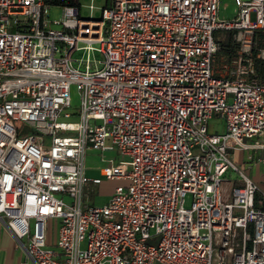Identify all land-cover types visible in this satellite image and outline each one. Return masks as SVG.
Masks as SVG:
<instances>
[{"label":"built area","instance_id":"obj_1","mask_svg":"<svg viewBox=\"0 0 264 264\" xmlns=\"http://www.w3.org/2000/svg\"><path fill=\"white\" fill-rule=\"evenodd\" d=\"M236 1L231 19L221 0H112L100 18L64 6L52 20L45 0H0V219L35 264H264V192L232 157L264 165V0ZM221 29L244 43L227 75ZM91 149L123 158L91 177ZM104 180L123 182L88 205Z\"/></svg>","mask_w":264,"mask_h":264},{"label":"rangeland","instance_id":"obj_2","mask_svg":"<svg viewBox=\"0 0 264 264\" xmlns=\"http://www.w3.org/2000/svg\"><path fill=\"white\" fill-rule=\"evenodd\" d=\"M81 4L80 13L81 16L84 18H100L103 15V9L106 6L107 0H79ZM93 5V8L91 7ZM238 10V5L236 0H221V7H220V17L222 19H231L235 16ZM63 17V8L61 6H52L50 9V18L52 20H58ZM53 28L59 29L61 28L60 25L53 24ZM218 35H223L222 31L218 32ZM241 46L244 47V43L242 41ZM255 44V41H253ZM88 50H81L74 53V58H83V60H86L88 57ZM90 57L92 59H101V53L98 50H92L90 51ZM262 54L264 55V50L262 51ZM78 65V63H76ZM216 66L219 67L220 71L223 72V74H228L230 70V65L227 67L221 66L216 63ZM217 75H220L219 72H217ZM81 104V94L79 89L77 88V85H73L72 87V105L71 107H68L67 110L71 113L76 112ZM67 121H78V116L76 114H73L71 117L63 118ZM16 125L18 128L21 129V135H26L30 132H32V128L29 124L24 123L23 121H16ZM224 121L220 118L214 117V119L210 123V129L212 132H215L217 130H224ZM122 155L118 151H105L102 150H89L88 154L86 156L87 164L90 165L95 171L101 170L102 167L110 166L111 164H115L122 159ZM237 173L236 172H229L228 178L231 181L237 180ZM122 180H105L101 184L98 185H92L89 189L86 188L84 192V200L88 205H103L106 202H108L110 194L112 195L115 187L122 183ZM191 196L189 195L187 197V204L190 203ZM60 225V221L55 219L52 222V237L55 241L58 236V227ZM155 264H161V263H155Z\"/></svg>","mask_w":264,"mask_h":264},{"label":"crops","instance_id":"obj_3","mask_svg":"<svg viewBox=\"0 0 264 264\" xmlns=\"http://www.w3.org/2000/svg\"><path fill=\"white\" fill-rule=\"evenodd\" d=\"M260 32L264 33V31L261 30L257 33V35ZM258 37L259 36H257V38ZM214 65L216 73L219 72L220 74H223V72L220 71L219 67L216 66V57L214 60ZM228 65H230V63H224L221 66L227 67ZM214 117L220 118L224 121V119L219 115H216ZM214 117L212 118V120L214 119ZM224 130L217 131L222 132ZM257 152L258 151L256 150H236L233 151L232 157L238 164L244 166L246 173L249 174L260 185L262 192H264V165L262 163H254L249 159L250 153L255 155ZM103 169L104 167H102L101 170L97 172L90 165H88L86 161V173L91 177L102 176ZM234 182L240 183V179L238 176L237 180ZM22 261H27L28 264H35V262L28 256L25 246L19 243L13 233L6 227L4 222L0 219V264H21Z\"/></svg>","mask_w":264,"mask_h":264},{"label":"trees","instance_id":"obj_4","mask_svg":"<svg viewBox=\"0 0 264 264\" xmlns=\"http://www.w3.org/2000/svg\"><path fill=\"white\" fill-rule=\"evenodd\" d=\"M45 2L51 6H76L81 9L79 0H45ZM112 0H107L106 6H109ZM222 31L223 35H218V32ZM257 36L256 44L253 47V57L258 76L264 79V58L258 56L264 50V33L260 32ZM216 40L219 43V50L216 54V63L224 64L231 63L234 56H236L241 49V42L237 39V31L230 29L218 30L215 34Z\"/></svg>","mask_w":264,"mask_h":264}]
</instances>
